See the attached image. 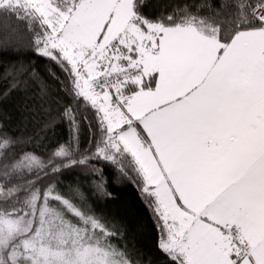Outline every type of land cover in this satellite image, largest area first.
Returning a JSON list of instances; mask_svg holds the SVG:
<instances>
[{
  "label": "snow or ice",
  "instance_id": "snow-or-ice-1",
  "mask_svg": "<svg viewBox=\"0 0 264 264\" xmlns=\"http://www.w3.org/2000/svg\"><path fill=\"white\" fill-rule=\"evenodd\" d=\"M143 7L0 0V11L30 23L33 51L67 74L99 132L95 152L81 153L79 120L66 108L70 139L47 162L25 159L53 176L94 158L135 172L170 264H264V0L235 5L230 24L190 12L150 19ZM16 72L4 74L9 92L21 86ZM13 143L0 137V147ZM21 167L5 164L4 175ZM95 190L110 195L102 182ZM24 205L15 219H0V264H128L101 242L115 233L54 185L31 190Z\"/></svg>",
  "mask_w": 264,
  "mask_h": 264
},
{
  "label": "trees",
  "instance_id": "trees-1",
  "mask_svg": "<svg viewBox=\"0 0 264 264\" xmlns=\"http://www.w3.org/2000/svg\"><path fill=\"white\" fill-rule=\"evenodd\" d=\"M249 2L255 0H143V12L150 19L190 12L215 23L230 24L238 19L232 15L236 12L234 6ZM33 38L34 31L27 20L0 11V45L7 42L6 47H0V137L14 141L10 147H0V188L19 189L0 200V214H3L0 217L15 219L17 213L13 209L25 207L24 201L31 190L39 189L43 194L54 185L62 197L83 213L99 218L115 233L102 237L101 242L110 244L128 264H170V258L159 247L163 233L140 190L135 172L125 169L128 174L123 175L110 161L94 158L87 166L66 168L53 176L50 171L46 175L47 170H42L35 161L25 159L26 155H34L47 162L52 150L70 139L64 116V110L69 107L79 120V151L91 155L99 138L93 113L73 97L67 74L56 63L33 51ZM13 69H17L21 86L9 92V80L4 74ZM83 116H87V122ZM18 162L22 167L8 169L5 176L4 165ZM101 182L110 195L97 193L95 185ZM50 206L64 209L66 219L84 227L60 202L50 201ZM34 226H37L35 221Z\"/></svg>",
  "mask_w": 264,
  "mask_h": 264
},
{
  "label": "rangeland",
  "instance_id": "rangeland-1",
  "mask_svg": "<svg viewBox=\"0 0 264 264\" xmlns=\"http://www.w3.org/2000/svg\"><path fill=\"white\" fill-rule=\"evenodd\" d=\"M4 193L5 191L0 188V200L5 199L7 197ZM0 219H12V218L0 217ZM0 226H3V225H0Z\"/></svg>",
  "mask_w": 264,
  "mask_h": 264
}]
</instances>
